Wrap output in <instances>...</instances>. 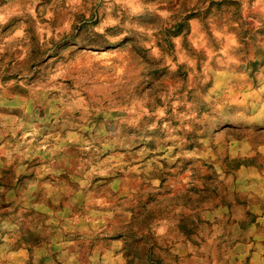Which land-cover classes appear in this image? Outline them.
Returning <instances> with one entry per match:
<instances>
[{
    "label": "rangeland",
    "instance_id": "rangeland-1",
    "mask_svg": "<svg viewBox=\"0 0 264 264\" xmlns=\"http://www.w3.org/2000/svg\"><path fill=\"white\" fill-rule=\"evenodd\" d=\"M0 264H264V0H0Z\"/></svg>",
    "mask_w": 264,
    "mask_h": 264
}]
</instances>
